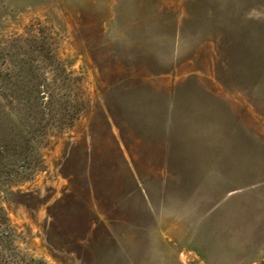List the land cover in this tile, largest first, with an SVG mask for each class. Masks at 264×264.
Here are the masks:
<instances>
[{"label": "rangeland", "instance_id": "374dc122", "mask_svg": "<svg viewBox=\"0 0 264 264\" xmlns=\"http://www.w3.org/2000/svg\"><path fill=\"white\" fill-rule=\"evenodd\" d=\"M0 264H264V0H0Z\"/></svg>", "mask_w": 264, "mask_h": 264}]
</instances>
